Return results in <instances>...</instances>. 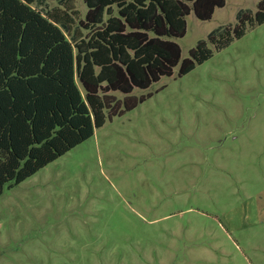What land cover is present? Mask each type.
<instances>
[{"label": "rangeland", "instance_id": "obj_1", "mask_svg": "<svg viewBox=\"0 0 264 264\" xmlns=\"http://www.w3.org/2000/svg\"><path fill=\"white\" fill-rule=\"evenodd\" d=\"M247 10L257 0H226L207 21L191 12L182 57ZM176 72L4 189L0 264H264V24Z\"/></svg>", "mask_w": 264, "mask_h": 264}, {"label": "trees", "instance_id": "obj_2", "mask_svg": "<svg viewBox=\"0 0 264 264\" xmlns=\"http://www.w3.org/2000/svg\"><path fill=\"white\" fill-rule=\"evenodd\" d=\"M50 1L0 0V195L153 95L139 90L175 69L185 76L264 24L257 0L183 58L175 39L186 17L210 20L226 0H83L84 18L77 0Z\"/></svg>", "mask_w": 264, "mask_h": 264}]
</instances>
